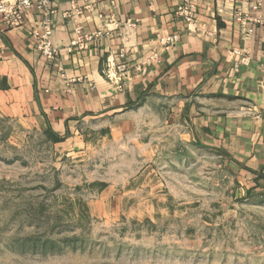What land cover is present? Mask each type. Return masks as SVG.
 Returning <instances> with one entry per match:
<instances>
[{
  "label": "rangeland",
  "instance_id": "obj_1",
  "mask_svg": "<svg viewBox=\"0 0 264 264\" xmlns=\"http://www.w3.org/2000/svg\"><path fill=\"white\" fill-rule=\"evenodd\" d=\"M181 133L132 114L68 151L0 117V264H264V193Z\"/></svg>",
  "mask_w": 264,
  "mask_h": 264
},
{
  "label": "crops",
  "instance_id": "obj_2",
  "mask_svg": "<svg viewBox=\"0 0 264 264\" xmlns=\"http://www.w3.org/2000/svg\"><path fill=\"white\" fill-rule=\"evenodd\" d=\"M181 2L50 0L56 10L52 40L59 49L53 62L31 38L39 18L34 9L25 11L17 28L0 21V117L50 131L55 144L75 151L85 146L91 125L159 113L182 138L216 151L234 174L236 192L264 193V0H195L193 25L176 15ZM87 3L81 17L85 31L118 23L121 34L70 50L73 24L63 13ZM236 8L251 19L246 25L232 17ZM169 35L178 39L164 43ZM153 52L158 59L144 74L131 71L122 88L107 78L108 62L133 66Z\"/></svg>",
  "mask_w": 264,
  "mask_h": 264
},
{
  "label": "built area",
  "instance_id": "obj_3",
  "mask_svg": "<svg viewBox=\"0 0 264 264\" xmlns=\"http://www.w3.org/2000/svg\"><path fill=\"white\" fill-rule=\"evenodd\" d=\"M88 1V0H84ZM236 2L239 0H235ZM196 2L195 0H182L180 5L176 8V15L180 17L187 25L194 24V10ZM89 4H85L81 8H75L71 11H66L63 15L69 18L73 24L74 38L70 41L68 49L83 50L88 43L96 41L102 37H112L115 34H121L120 29L122 25L115 23L114 29H109L106 26L93 32H87L84 30L81 23V17L85 10H87ZM259 7L258 3L252 5L251 8L256 10ZM34 9L39 18L31 31V38L34 41L35 47L40 55L49 62H53L57 59L59 49L54 45L52 40V26L51 17L56 12L50 5V0H0V21L4 28L12 29L17 28L23 23L24 13L27 10ZM232 17L235 21L241 25H246L249 19L239 8H236ZM114 21H112L113 23ZM126 25L135 26V23L127 22ZM116 32V33H115ZM178 39L177 35L165 36L162 41L164 43H173ZM120 55L123 56L124 50L120 48ZM232 53L241 55L238 49H232ZM158 59V54L153 52L142 63L135 64L133 66L127 63H115L114 61L108 62L106 69V76L109 80L115 83L118 88L123 87V80L127 77L131 71H135L144 74L149 64ZM64 76V74H61ZM261 96L264 99V82L261 85Z\"/></svg>",
  "mask_w": 264,
  "mask_h": 264
}]
</instances>
